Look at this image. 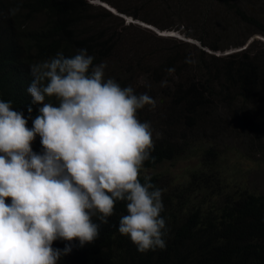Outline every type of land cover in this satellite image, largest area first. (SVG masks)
<instances>
[{
    "label": "clouds",
    "instance_id": "clouds-1",
    "mask_svg": "<svg viewBox=\"0 0 264 264\" xmlns=\"http://www.w3.org/2000/svg\"><path fill=\"white\" fill-rule=\"evenodd\" d=\"M93 61L79 49L30 65L27 92L39 106L31 127L0 99V264H57L73 240L95 241L117 202L126 207L118 232L138 252L166 248L163 190L140 179L154 141L137 113L157 102L106 79V63ZM37 136L40 153L31 147ZM58 239L69 243L53 248Z\"/></svg>",
    "mask_w": 264,
    "mask_h": 264
},
{
    "label": "rangeland",
    "instance_id": "rangeland-1",
    "mask_svg": "<svg viewBox=\"0 0 264 264\" xmlns=\"http://www.w3.org/2000/svg\"><path fill=\"white\" fill-rule=\"evenodd\" d=\"M112 1L116 7L91 3L90 14H97L98 21L87 22L82 33L110 50V59L103 61L106 79L156 100L155 108L146 105L137 113L141 122L151 123L153 141L177 144L175 156L147 173L157 174L164 193H171L197 181L195 175L209 166L214 177L203 175L202 188L214 202L227 195L236 198L241 191L264 196V101L256 95L242 101L232 90L220 96L213 71L208 74L202 65L205 57L209 66V57L201 54L240 53L252 43L264 59L260 33L251 34L242 46L219 51L208 47L231 46L259 30L238 10L264 23V0ZM160 27L172 35H158ZM182 92L190 99L201 97L202 106L190 111Z\"/></svg>",
    "mask_w": 264,
    "mask_h": 264
},
{
    "label": "trees",
    "instance_id": "trees-1",
    "mask_svg": "<svg viewBox=\"0 0 264 264\" xmlns=\"http://www.w3.org/2000/svg\"><path fill=\"white\" fill-rule=\"evenodd\" d=\"M101 1L116 7L112 0ZM92 8L87 0H0V99L12 101L13 109L28 118V127L32 126L31 121L39 107L31 104L27 92L32 80L30 65L54 57L57 52L71 57L79 49H87L94 57V64L110 59V50L102 41L82 33L87 22L98 21L97 14H90ZM10 9L18 11L10 15ZM238 13L259 30L231 46L202 44L219 51L242 46L253 33L264 36L263 22L239 10ZM160 29L166 30L165 27ZM253 46L251 43L245 51L222 56H208L201 51L209 57V66L205 57L202 65L206 66L208 74L213 71L219 82L220 96L226 97L232 90L242 101L249 102L255 95L264 101V59L252 49ZM182 93L190 111L202 106L201 97L190 99L188 93ZM29 106L32 107L31 114ZM31 147L36 153L42 151L39 136ZM177 149V144L172 141L154 142L150 158L141 170V182L147 175L156 187L163 189L159 176L150 175L147 170L171 159ZM213 171V167L207 166L195 175L197 181H189L188 187L173 189L171 193L162 191L164 210L161 216L168 229L165 249L138 252L130 239L118 232L119 219L126 214V207L124 202H117L108 223L100 224L95 241L79 246L78 241L73 240L71 251L57 264H264V196L241 191L236 198L227 195L220 203L214 202L212 195L210 198L202 188V176L214 177ZM95 222L99 223L98 220ZM67 243L58 239L52 247L62 250Z\"/></svg>",
    "mask_w": 264,
    "mask_h": 264
},
{
    "label": "water",
    "instance_id": "water-1",
    "mask_svg": "<svg viewBox=\"0 0 264 264\" xmlns=\"http://www.w3.org/2000/svg\"><path fill=\"white\" fill-rule=\"evenodd\" d=\"M89 3H92V4H95V3H98L100 5H102L103 7H107L104 3H102L103 1L101 0H87ZM156 32L158 33V35L160 36H169V35H172V34H167L166 32H164L163 30L159 31V30H156ZM163 32V33H162Z\"/></svg>",
    "mask_w": 264,
    "mask_h": 264
}]
</instances>
